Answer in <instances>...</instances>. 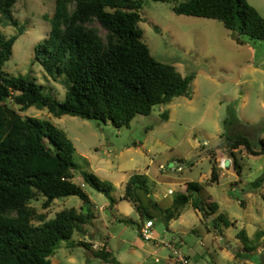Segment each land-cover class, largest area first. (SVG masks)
Wrapping results in <instances>:
<instances>
[{
    "label": "rangeland",
    "instance_id": "rangeland-1",
    "mask_svg": "<svg viewBox=\"0 0 264 264\" xmlns=\"http://www.w3.org/2000/svg\"><path fill=\"white\" fill-rule=\"evenodd\" d=\"M185 1L143 0L140 28L157 60L175 66L183 76L194 75L190 98L178 97L158 105L150 115H137L129 127L121 128L70 115L56 118L46 109L35 107L22 112L19 106L10 105L23 116L51 120L66 133L75 147L77 184L83 182L81 172L88 171L111 184L115 188L113 196L118 199L124 194L130 174L148 172V188L159 208L153 209L147 203L145 208L159 214L185 193L187 182L200 183L203 190L195 199L202 207L207 205L209 216L190 204L169 224L159 215L155 218L158 241L177 245L190 256L191 264H264V184L260 188L251 185L264 176V155L248 156L241 149L235 151L234 159L228 141L232 133L242 132L250 137L255 149H262L264 41L234 33L219 20L174 13L173 8ZM248 1L264 17V0ZM54 10L55 0H18L13 15L24 33L18 27L0 24L5 38L19 34L3 70L35 79L46 94L64 101L63 79L50 77L36 60V48L50 29L45 16H52ZM165 112L168 120L163 119ZM227 121L232 122L230 130ZM236 160L240 174L235 170ZM214 166L221 174L216 184L211 183ZM84 190L98 212L108 205L100 211V234L95 240L75 234L61 242L51 264H106L96 256L105 237L121 264H177L167 246H162L157 255L145 254L144 249L155 242L142 239L139 230L146 220L140 219L132 203H121L129 223L121 222L104 194L88 185ZM169 190L172 195H168ZM165 193L168 198H164ZM211 202L218 205L215 213L210 210ZM43 203L40 198L32 205L50 218L64 208L79 209L83 205L77 196L57 199L48 211ZM240 231L246 233L248 242L239 238Z\"/></svg>",
    "mask_w": 264,
    "mask_h": 264
},
{
    "label": "trees",
    "instance_id": "trees-1",
    "mask_svg": "<svg viewBox=\"0 0 264 264\" xmlns=\"http://www.w3.org/2000/svg\"><path fill=\"white\" fill-rule=\"evenodd\" d=\"M169 2L170 0H153ZM18 0H0V24L19 27L13 12ZM143 0H55L47 38L36 48V60L54 79H63L64 101L44 92V86L27 76H13L3 70L11 58L19 34L5 38L0 32V264H51L61 242L75 234L90 235L95 210L84 186L104 194L113 208L119 201L114 187L95 174L82 171V184L74 179L79 166L74 162L75 147L66 133L51 120L23 116L35 107L47 110L56 118L65 115L111 123L116 128L129 127L137 115H150L158 105L171 103L178 97H191L194 75L183 76L175 66L157 60L140 28ZM177 15L215 19L228 30L251 39L264 41V17L248 0H188L173 8ZM168 120L169 114L163 113ZM232 122L227 121L230 130ZM231 155L244 150L248 156L264 155L250 137L242 132L228 137ZM241 166L235 161V170ZM220 171L213 167L211 183L220 181ZM147 176L133 174L125 185L123 200L132 203L142 220L156 215L168 224L180 217L191 204L204 212L195 196L203 190L198 182H187L185 193L159 214V208L148 188ZM211 184V185H212ZM264 176L252 182L260 188ZM77 196L83 205L64 208L50 218L32 205L44 199L48 211L57 199ZM215 213L218 205L211 202ZM221 216H219V219ZM129 223L128 219H120ZM242 242L249 241L244 231ZM86 243H80V245ZM96 256L106 264L117 259L106 242Z\"/></svg>",
    "mask_w": 264,
    "mask_h": 264
},
{
    "label": "crops",
    "instance_id": "crops-1",
    "mask_svg": "<svg viewBox=\"0 0 264 264\" xmlns=\"http://www.w3.org/2000/svg\"><path fill=\"white\" fill-rule=\"evenodd\" d=\"M148 174V172H146V174L145 175H147ZM133 174H130L128 177H127V179H126V183L129 181V179L131 178V176H132ZM125 183V184H126ZM172 190H169L168 191V195H172V194H170V192H171ZM123 196H124V194L123 195H121L119 198H118V203L112 208L111 206H110V208H112V209H115L116 211H117V217L116 218H121V219H124V218H127V216H128V212H125V213H123V211L120 209V205H121V203L123 202V201H126V200H123ZM152 197V196H151ZM164 198H168V196H167V194L165 193L164 194ZM153 199V198H152ZM92 200V199H91ZM153 201H154V199H153ZM156 202V201H155ZM173 202H174V200L172 201V202H170L169 203V208L173 205ZM92 203H93V205H94V210H95V219L93 220V222H92V224L90 225V235H89V237L92 239V240H95V236H97L98 237V235L100 234L99 232H100V228H99V223H101V222H103V216H102V214L100 213V211H104V210H106V209H108V205H105V206H102L100 209H99V212L97 211V208H95V203H94V201L92 200ZM140 219H141V217H140ZM142 220V219H141ZM174 220V219H173ZM173 220H171L170 222H172ZM154 221V228L152 229V233H153V238L151 239V240H149V241H147V240H145V241H147V242H155V244L154 245H152V246H149V247H147L146 249L147 250H145L144 249V251H145V254H148V255H157L158 254V252L160 251V249H161V247L162 246H167V245H165L164 243H160L159 241H158V239L160 238L159 236H157V234H156V229H155V227H156V220L154 219L153 220ZM146 222L147 221H143V224L141 225V228L146 224ZM141 228H140V230H141ZM140 230H139V233H140ZM94 234H96V235H94ZM141 235V234H140ZM142 237V236H141ZM106 239H108V237H105ZM106 239H104V242L106 243H108V241L106 240ZM143 239V238H142ZM104 243V244H105ZM104 244H103V246H104ZM109 244V243H108ZM101 246V245H100ZM99 246V248H98V250L99 249H101L102 247H100ZM176 247H177V245H176ZM169 248V247H168ZM93 249H97V247H96V245L95 244H93ZM112 250H113V248H112ZM132 251V253H133V250H131ZM130 251V252H131ZM113 252H114V250H113ZM134 253H135V251H134ZM169 257H172L171 255L169 256ZM188 257H190V256H188ZM116 258V257H115ZM117 259V264H121L122 263V261L120 260V259H118V258H116ZM147 260V259H146Z\"/></svg>",
    "mask_w": 264,
    "mask_h": 264
},
{
    "label": "built area",
    "instance_id": "built-area-1",
    "mask_svg": "<svg viewBox=\"0 0 264 264\" xmlns=\"http://www.w3.org/2000/svg\"><path fill=\"white\" fill-rule=\"evenodd\" d=\"M164 169V166H161ZM154 221L149 220L146 224L141 228L140 234L144 240H151L153 238L152 229L154 228ZM167 247H169L172 251V256L177 264H191L188 257L178 248L176 245L172 243H166Z\"/></svg>",
    "mask_w": 264,
    "mask_h": 264
},
{
    "label": "water",
    "instance_id": "water-1",
    "mask_svg": "<svg viewBox=\"0 0 264 264\" xmlns=\"http://www.w3.org/2000/svg\"><path fill=\"white\" fill-rule=\"evenodd\" d=\"M229 164H230V161L229 160L226 161V165L229 166ZM173 166H174V164H171V167H173Z\"/></svg>",
    "mask_w": 264,
    "mask_h": 264
}]
</instances>
